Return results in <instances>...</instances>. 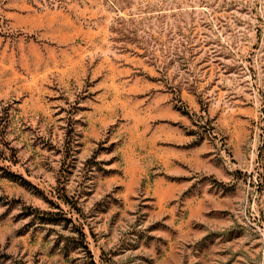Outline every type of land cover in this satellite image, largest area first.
Masks as SVG:
<instances>
[{
  "label": "rangeland",
  "instance_id": "obj_1",
  "mask_svg": "<svg viewBox=\"0 0 264 264\" xmlns=\"http://www.w3.org/2000/svg\"><path fill=\"white\" fill-rule=\"evenodd\" d=\"M0 264H264V0H0Z\"/></svg>",
  "mask_w": 264,
  "mask_h": 264
}]
</instances>
